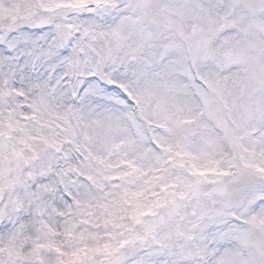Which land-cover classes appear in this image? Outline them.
Wrapping results in <instances>:
<instances>
[{
    "label": "snow or ice",
    "instance_id": "obj_1",
    "mask_svg": "<svg viewBox=\"0 0 264 264\" xmlns=\"http://www.w3.org/2000/svg\"><path fill=\"white\" fill-rule=\"evenodd\" d=\"M0 264H264V0H0Z\"/></svg>",
    "mask_w": 264,
    "mask_h": 264
}]
</instances>
